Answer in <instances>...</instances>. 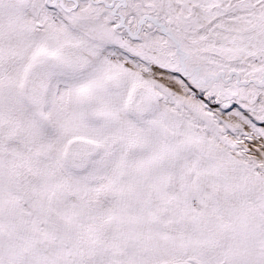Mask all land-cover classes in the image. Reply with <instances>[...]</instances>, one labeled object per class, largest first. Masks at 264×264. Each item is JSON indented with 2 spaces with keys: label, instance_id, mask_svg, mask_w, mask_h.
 I'll list each match as a JSON object with an SVG mask.
<instances>
[{
  "label": "snow or ice",
  "instance_id": "6c2138e0",
  "mask_svg": "<svg viewBox=\"0 0 264 264\" xmlns=\"http://www.w3.org/2000/svg\"><path fill=\"white\" fill-rule=\"evenodd\" d=\"M0 264H264V0H0Z\"/></svg>",
  "mask_w": 264,
  "mask_h": 264
}]
</instances>
